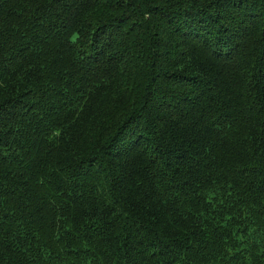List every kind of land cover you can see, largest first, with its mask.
Wrapping results in <instances>:
<instances>
[{"label":"trees","instance_id":"obj_1","mask_svg":"<svg viewBox=\"0 0 264 264\" xmlns=\"http://www.w3.org/2000/svg\"><path fill=\"white\" fill-rule=\"evenodd\" d=\"M0 264H264V0H0Z\"/></svg>","mask_w":264,"mask_h":264}]
</instances>
